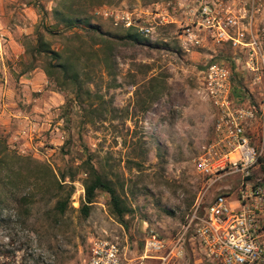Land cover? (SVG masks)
Here are the masks:
<instances>
[{"label":"rangeland","instance_id":"374dc122","mask_svg":"<svg viewBox=\"0 0 264 264\" xmlns=\"http://www.w3.org/2000/svg\"><path fill=\"white\" fill-rule=\"evenodd\" d=\"M195 1L0 0V27L6 39L0 88L8 86L11 100L15 96L9 111H0V158L5 162L0 165V264H85L89 239L121 224L111 216L104 193L98 194L87 218L79 211L89 159L115 182L133 210L128 227L121 224L130 243L140 247L150 231L166 238L181 231L206 189L205 179L195 169L214 123V110L201 93L203 69L214 62L235 63L243 87L254 97L259 94L244 68L246 53L210 40L185 49L179 23L184 16L174 8ZM227 1L235 12L246 10L249 17L254 5L249 31L264 50V0ZM156 8L159 14L168 10L174 17L170 21L178 23H159L145 37L150 46L115 43L116 57L109 61H104L106 43L85 37L81 30L76 34L79 40L73 41L55 14L61 10L81 15L105 33L121 37L128 29L115 26L97 11L133 12L142 23L148 10ZM46 29L60 34L50 35ZM38 31L51 49L78 63L83 106L73 100V89L62 90L48 81L44 58L38 57L34 70H28ZM251 38L247 36L246 42ZM153 93L160 97L145 112ZM17 111L20 117H15ZM262 167L264 157L257 175L264 176ZM218 187L208 192L206 203ZM72 188L61 214L57 203H65ZM194 255L180 264H196Z\"/></svg>","mask_w":264,"mask_h":264},{"label":"built area","instance_id":"2783aa9c","mask_svg":"<svg viewBox=\"0 0 264 264\" xmlns=\"http://www.w3.org/2000/svg\"><path fill=\"white\" fill-rule=\"evenodd\" d=\"M175 10L184 16L179 23L185 49L210 40L246 53L244 68L259 94L254 97L243 87L244 95L237 101L233 96L236 64L235 68L224 63L206 65L201 93L214 110L213 132L195 160L206 189L181 231L171 238L150 231L139 248L130 243L123 225L104 228L89 239L85 264H180L188 253L195 254L196 264H264V176L256 174L264 157V50L249 31L255 20L254 5L250 17L246 10L235 12L227 0L180 3ZM96 14L117 27L138 30L144 37L151 36L159 23H178L170 21L174 17L168 10L159 14L158 8L148 10L142 23L141 17L129 11L104 9ZM249 35L252 38L246 42ZM5 43L0 27V56ZM217 184L220 187L206 203L208 192Z\"/></svg>","mask_w":264,"mask_h":264},{"label":"trees","instance_id":"16d2710c","mask_svg":"<svg viewBox=\"0 0 264 264\" xmlns=\"http://www.w3.org/2000/svg\"><path fill=\"white\" fill-rule=\"evenodd\" d=\"M55 14L58 23L64 25L65 31L67 33H70V39H73V41L79 40L80 37L76 34H78L79 30H81L85 37L92 40H100V42L104 44L106 43L107 51L104 56V61H109L116 57L113 54L114 45L119 41H124L129 45L133 44L150 46L149 44H151L147 38L137 33L133 29H128L125 35L118 37L116 35L105 33L101 26L93 25L90 19L83 18L81 15H66L61 10L56 11ZM46 31L48 32V34L53 36L60 34V32L56 30L46 29ZM29 55L32 59L28 70H34L35 63L38 57L44 58L45 64L43 67V72L48 81L55 84L62 90L73 89L75 92V97L73 100L80 104V106H83L84 99L82 98V79L81 72L76 67V64H78L77 62L73 61L72 58L63 56L61 52L51 49L50 44L44 41V35L41 33V31L37 32L36 45L32 49H30ZM232 67L235 68V63H232ZM234 80L235 87L233 96L237 99V101H239L241 97H243L244 91L243 84L237 77V72L234 73ZM85 94L88 95V98L92 97L89 91H85ZM159 97L160 96L157 93H153L150 105L147 106L144 111L148 112L150 110V107H152V105L159 99ZM3 164H5L4 159L0 158V165ZM86 167L87 178L85 179L83 184L85 195L83 201L80 204L79 211L84 217L87 218L90 215L94 204L96 203L98 194L104 193L109 196L108 206L111 216L117 222L128 227L127 218L133 213V210L130 207L129 203H127V201L121 196L115 182L109 179L106 174L100 172L92 163V159H89L87 161ZM262 170L264 172V167H262ZM73 193L74 189L72 188L68 193L65 203H63V201H58L56 208L61 214L65 212V206L69 203V200L72 197ZM140 247H142V245ZM190 254L191 253H188L186 260H190Z\"/></svg>","mask_w":264,"mask_h":264},{"label":"crops","instance_id":"0c3cea01","mask_svg":"<svg viewBox=\"0 0 264 264\" xmlns=\"http://www.w3.org/2000/svg\"><path fill=\"white\" fill-rule=\"evenodd\" d=\"M247 83V82H246ZM11 90L8 88V86L6 87H1L0 88V111L2 113H6V111H9L8 108H11L9 106H12L13 103H15V96L13 97V99L11 100ZM15 117H20L21 116V111H17ZM14 116V115H13Z\"/></svg>","mask_w":264,"mask_h":264}]
</instances>
